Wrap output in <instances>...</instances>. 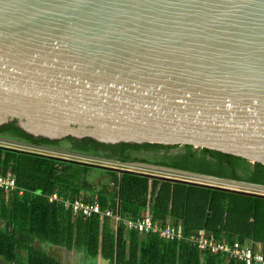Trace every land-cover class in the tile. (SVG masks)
<instances>
[{
    "label": "water",
    "instance_id": "water-1",
    "mask_svg": "<svg viewBox=\"0 0 264 264\" xmlns=\"http://www.w3.org/2000/svg\"><path fill=\"white\" fill-rule=\"evenodd\" d=\"M264 165V0H0V125ZM7 141V140H6ZM1 150L264 199V186Z\"/></svg>",
    "mask_w": 264,
    "mask_h": 264
},
{
    "label": "trees",
    "instance_id": "trees-1",
    "mask_svg": "<svg viewBox=\"0 0 264 264\" xmlns=\"http://www.w3.org/2000/svg\"><path fill=\"white\" fill-rule=\"evenodd\" d=\"M0 138L46 150H62L120 163H142L219 179L264 186V165L215 150L153 143L59 139L33 135L15 121L0 125ZM14 177L18 190L0 192V258L6 264H62L40 245L82 253L88 264H244L228 254L201 251L186 241L128 230L112 218L73 216L70 203L96 202L122 220L149 210L154 224H180L183 235L198 232L234 246L251 242L264 254V199L141 175L95 169L48 156L0 149V175ZM101 177V178H100ZM103 179L95 181V179ZM90 261V262H89Z\"/></svg>",
    "mask_w": 264,
    "mask_h": 264
},
{
    "label": "built area",
    "instance_id": "built-area-1",
    "mask_svg": "<svg viewBox=\"0 0 264 264\" xmlns=\"http://www.w3.org/2000/svg\"><path fill=\"white\" fill-rule=\"evenodd\" d=\"M0 145L18 150L48 154L44 149H36L30 145L14 141L1 140ZM0 192L8 196L15 192L21 194L22 191L18 190L14 177L10 174H6L0 175ZM48 201L61 203L64 208L71 211L73 216L77 215L82 218H88L93 215H98L100 218H112L116 223L121 222L126 229L136 230L140 234H158L161 239L167 242L186 241L189 244L196 246L201 251L209 250L213 253L228 254L231 258L243 262L244 264H264V254L260 251V248L257 245H253L251 242H245L241 245H239L238 242H235L234 246H230L229 244L215 241L212 237L205 235L203 232L184 236L180 224L174 225L169 223L164 226L154 224L151 220L149 210H146L144 214L138 218L122 220L117 216H113L109 211L102 212L96 202L84 203L81 200H76L70 203L56 194L49 196Z\"/></svg>",
    "mask_w": 264,
    "mask_h": 264
},
{
    "label": "crops",
    "instance_id": "crops-1",
    "mask_svg": "<svg viewBox=\"0 0 264 264\" xmlns=\"http://www.w3.org/2000/svg\"><path fill=\"white\" fill-rule=\"evenodd\" d=\"M47 253L62 264H75V261L79 264H88V260L82 253H77L75 251L67 252L60 248L49 247ZM75 254H77V257H75ZM0 264H3V262L0 261ZM96 264H100L99 259L96 261Z\"/></svg>",
    "mask_w": 264,
    "mask_h": 264
},
{
    "label": "rangeland",
    "instance_id": "rangeland-1",
    "mask_svg": "<svg viewBox=\"0 0 264 264\" xmlns=\"http://www.w3.org/2000/svg\"><path fill=\"white\" fill-rule=\"evenodd\" d=\"M55 151H56V150H55ZM58 152H59V153H62V154H63V153H65V154H66V153H69L68 151H62V150H59ZM48 154H49V153H48ZM100 178H101V177H100ZM100 178L95 179L94 182H95V181L97 182V181H101V180H103V179H100ZM0 226H1V224H0ZM40 248H41L43 251H45V252H47V250H48L47 245H43V244H41V245H40ZM76 255H77V254H75V257H77ZM79 256H80V255H79ZM0 261L3 262V264H6L1 258H0ZM89 262H90V261H89ZM75 264H79V263H76V261H75Z\"/></svg>",
    "mask_w": 264,
    "mask_h": 264
},
{
    "label": "flooded vegetation",
    "instance_id": "flooded-vegetation-1",
    "mask_svg": "<svg viewBox=\"0 0 264 264\" xmlns=\"http://www.w3.org/2000/svg\"><path fill=\"white\" fill-rule=\"evenodd\" d=\"M6 141V139H3V138H0V141ZM7 141H10V140H7ZM37 149V148H36ZM41 149V148H40ZM45 151H47L48 152V150H46V149H44Z\"/></svg>",
    "mask_w": 264,
    "mask_h": 264
}]
</instances>
